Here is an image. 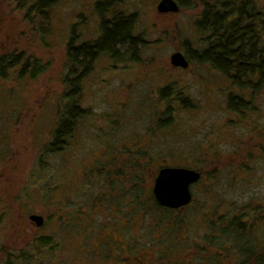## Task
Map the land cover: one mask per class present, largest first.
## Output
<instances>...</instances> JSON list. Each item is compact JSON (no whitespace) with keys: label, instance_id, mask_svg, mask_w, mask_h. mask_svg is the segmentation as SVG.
Segmentation results:
<instances>
[{"label":"rangeland","instance_id":"374dc122","mask_svg":"<svg viewBox=\"0 0 264 264\" xmlns=\"http://www.w3.org/2000/svg\"><path fill=\"white\" fill-rule=\"evenodd\" d=\"M104 1L111 3L109 18L115 12L134 14L135 30L147 43L134 61L99 56L92 70L75 81L76 73L67 70L66 42L71 30L78 35L77 42L96 36L101 10L95 6ZM159 1L60 0L49 11L48 32L40 39L30 32L23 9L11 0H0V54L21 52L42 67L34 76L11 72L0 80V248L18 253L34 237H50L51 246L39 250L31 264H137L117 262L114 257L103 259L100 254L105 249L106 257L117 252L122 257L127 252L125 244L136 235L137 246L129 249L133 260L141 256L138 250L145 244L150 264H210L217 260L225 264V253L220 250L217 254L225 240L216 238L210 246L211 238L206 237V213L217 207L233 212L243 209L244 213L251 208L257 213L261 210L259 233L264 242V154L259 149L264 138L256 136L264 133V89L251 99L245 96L250 108L246 114L233 113L227 105L228 95L241 90L185 55L183 41L195 49L207 45L205 34L195 26V0H172L178 10L166 13L156 10ZM174 52L187 57L185 68L170 64ZM71 83L79 87L77 102L87 110L65 148L43 154L61 115L58 105H68L65 95ZM166 85H171L172 94L160 100L159 91ZM158 117L166 121L161 128L155 126ZM123 142L146 154L142 161L132 159L146 163L141 167L148 175L140 176L145 191L163 165L204 173L201 182L192 186L196 199L206 200L199 208V222L180 225L177 233L178 245L184 238L188 244L169 249L163 241L161 246L167 229L164 225L163 230L162 226L156 230L165 221L161 211L135 217L127 230H123L126 219L122 217L120 225L99 231L106 208L101 205L94 211L97 207L88 205L93 202L88 199L93 198L92 190L82 173L110 155L106 147ZM62 213L65 220L71 213L79 218L73 215L70 222L59 223ZM30 214L41 215L43 225L36 227L28 219ZM83 236L88 238L86 245L80 244ZM6 260V254H1L0 261ZM19 261L15 264H22Z\"/></svg>","mask_w":264,"mask_h":264},{"label":"trees","instance_id":"16d2710c","mask_svg":"<svg viewBox=\"0 0 264 264\" xmlns=\"http://www.w3.org/2000/svg\"><path fill=\"white\" fill-rule=\"evenodd\" d=\"M11 1L16 3L18 9L24 10V21L30 26V32L33 30L40 39H43L48 32V13L60 0ZM110 5V1H104L95 6L97 11L101 10L98 14L95 37L77 42L78 35L73 30L70 32L65 45V54L67 70L70 73H76L75 81L81 80L92 70L93 63L99 56L107 55L110 59L125 57L134 61L138 52L147 43L135 30V15L115 12L109 18L107 13ZM195 6L198 13L195 26L199 32L205 34L204 40L207 41V45L201 49H195L189 41H183L185 55L194 63L207 65L209 69L229 79L233 87L241 90L240 94L229 93L227 105L233 113H237V116H242L250 110L249 104L244 100L245 96L248 95L251 99L264 89V4L260 0H195ZM41 68L37 60L29 58L21 52L0 54V80L5 79L11 72L20 75L26 72L34 76L41 71ZM69 72L66 76L67 79L71 76ZM70 80L72 79L66 80L67 85L70 84ZM71 86L72 88L65 95L68 105H58V114L61 113V115L51 132V140L42 151L43 154H53L63 150L67 144V138L75 129L78 121L85 115L87 109L77 102L79 87L74 84ZM170 90L171 85L162 87L159 91L160 100L171 95ZM163 121L158 117L155 126L161 128L166 122ZM256 136L261 140L264 138V133ZM132 147L133 145H127L125 142L119 146L106 147L109 149L110 155H104L101 158V163L94 162L92 167L84 169L82 175L88 190H92L93 197L88 198L93 201L88 205L91 208L97 207L94 211L98 210L101 205L106 208L103 213L105 218H101L103 222L99 223L101 232L104 229L107 230L110 225H120L122 217L126 219L123 230H127L132 226L135 217H142L146 212L161 211L165 221H160L156 230L160 226L163 230L164 225L167 229L160 244L163 247V241H166V246L169 249L174 248L178 245L177 233L180 225H186L191 220L199 222L197 218L202 214V210L199 211V208L205 204L206 200L196 199L192 186L201 182L204 173L201 169H195L199 172L200 177L191 186V200L186 205L179 208L162 206L152 193V186L148 191H145V186L140 178L142 174L148 175L147 169L141 167L146 163L136 162L138 159L142 161L146 158L145 152H140L142 148ZM259 149L263 155L264 146L259 145ZM134 157L138 159L133 161ZM165 166L170 165L160 166L157 170ZM66 199L69 198L66 197ZM260 212L261 210L258 213L255 212L253 208L250 212L244 213L243 209L233 212L231 209L221 210L217 207L206 213L208 218L206 224L209 227L206 237L211 238L210 246L214 245L213 242L216 238L225 240V247L221 246L217 249V254L220 253V250L225 253V264H264V242L259 233L261 232L260 222L263 214ZM203 214L205 215V212ZM73 215L75 213H71L65 220L62 213L58 217V222H70ZM67 225L70 228V224ZM49 238L34 237L22 250H17L18 253H14L13 249L0 248V256L6 254L7 257V260L4 263L0 261V264H13V262L15 264L17 260H20L22 264H31L37 260L39 250L51 246L52 241ZM110 239L116 243L122 242L119 238L112 237ZM85 241H88V238L83 236L80 244L86 245ZM188 242V239L184 238L178 246L181 244L184 246ZM135 245L137 246L136 235H133L130 242L125 244L127 252L122 253V257L121 252H117L118 257L115 256L117 254L106 257L103 252L108 251L105 249L100 254L103 259L114 257L117 262L123 260V262L134 261L137 264H150V259L145 257V253H147L144 251L145 244L141 245L138 250L141 256H136V260L129 257V249ZM198 249L201 248L198 247ZM124 254H126L125 257H123ZM232 254L234 257L230 260ZM192 261L193 259L189 263ZM210 264L223 263L217 260Z\"/></svg>","mask_w":264,"mask_h":264},{"label":"water","instance_id":"95a60500","mask_svg":"<svg viewBox=\"0 0 264 264\" xmlns=\"http://www.w3.org/2000/svg\"><path fill=\"white\" fill-rule=\"evenodd\" d=\"M159 13L176 12L178 7L172 0H160L156 6ZM172 66L185 68L187 62L180 52L170 56ZM200 174L197 170L187 167L165 166L160 168L153 180L152 193L157 202L165 207L179 208L191 200L190 186L198 181ZM28 219L40 227L44 219L39 214H30Z\"/></svg>","mask_w":264,"mask_h":264}]
</instances>
